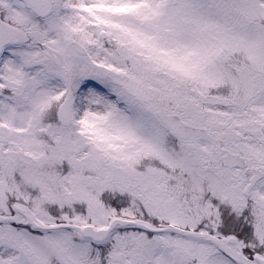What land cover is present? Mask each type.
<instances>
[{"label": "snow or ice", "instance_id": "snow-or-ice-1", "mask_svg": "<svg viewBox=\"0 0 264 264\" xmlns=\"http://www.w3.org/2000/svg\"><path fill=\"white\" fill-rule=\"evenodd\" d=\"M0 264H264V0H0Z\"/></svg>", "mask_w": 264, "mask_h": 264}]
</instances>
